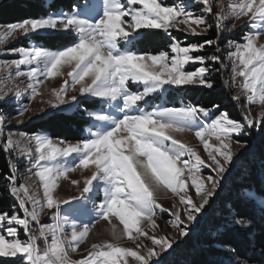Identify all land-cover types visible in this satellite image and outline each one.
I'll return each instance as SVG.
<instances>
[{
    "label": "snow or ice",
    "instance_id": "1",
    "mask_svg": "<svg viewBox=\"0 0 264 264\" xmlns=\"http://www.w3.org/2000/svg\"><path fill=\"white\" fill-rule=\"evenodd\" d=\"M241 19H246L241 27L250 31L239 41L227 39L222 45L224 33H233ZM0 28V43L9 37L31 39L47 33L71 38V43L55 50L23 45L0 50V56L15 57L0 60V152L8 157L2 187L15 201L9 209H0V258H11L5 264H166L165 254L199 224L234 160L248 148L245 137L264 129V43H258L264 35V0L227 4L183 0L171 5L164 0H102V4L86 0L73 4L71 11L26 17ZM141 29L162 30L171 38L167 50L156 54L134 50ZM172 30L182 31L185 40L173 36ZM213 32V38L199 43L186 39ZM229 68L232 86L242 78L243 101L237 94L230 97L241 107L240 119L220 111L219 104L165 106L163 99L152 104L169 89H213L215 74ZM58 76L63 77L60 87L45 89L49 98L41 100L40 107L32 110L24 104L15 108V115L8 112V106L22 98L31 102L43 97L45 80ZM24 78L27 84L21 88ZM223 83L228 86L229 80ZM81 98L106 105L109 111L82 107ZM45 104L53 109L63 106V111L82 108L91 121L87 135L70 142L19 131L21 118L30 111L45 114ZM13 120L16 128L9 126ZM185 132L192 133L198 144L173 135ZM201 145L204 155L198 151ZM21 158L26 161V175L18 166ZM90 165L94 167L83 177L82 188L80 181H72L79 196L65 198L56 192L60 179ZM94 189L102 190L98 203L85 195ZM168 192L175 201L171 207L160 202ZM81 198L91 204L92 219L87 222L78 218L89 212ZM246 199L264 209V194L251 191ZM73 212L77 215L69 214ZM44 214L52 223H41ZM164 214L170 216L166 227L172 231L160 234L156 219ZM100 220L111 225L110 238H100L73 259ZM232 223L252 227V220L244 216L233 215ZM21 231L25 239L20 238ZM237 264L251 262L238 258Z\"/></svg>",
    "mask_w": 264,
    "mask_h": 264
},
{
    "label": "trees",
    "instance_id": "2",
    "mask_svg": "<svg viewBox=\"0 0 264 264\" xmlns=\"http://www.w3.org/2000/svg\"><path fill=\"white\" fill-rule=\"evenodd\" d=\"M50 7L69 9L73 0H50ZM51 8H43L40 0H16L8 8L0 11V24H7L26 17L46 15ZM156 32L140 40L139 51L152 54L165 50L163 46L168 40L161 39ZM62 37V36H61ZM58 38V41L66 38ZM214 32L205 38H213ZM62 40H61V39ZM161 39V40H160ZM227 39L237 40L234 36L223 37L222 45ZM202 40V39H201ZM139 42V41H138ZM223 58L227 52L223 50ZM228 75L215 74L212 90L203 91L197 97V103L205 107L220 105V111H227L234 119H240V107L231 100L232 92L224 85ZM86 122L81 114L55 117L41 122L34 128L26 126L24 130L32 133L34 129L44 128L53 137L76 142L82 138L81 131ZM58 139V138H53ZM248 140V148L233 162L217 196L213 198L211 207L198 224L197 232L176 246L170 255L165 257L166 264H237L238 258L248 259L251 264H264L261 249H264V209L246 199L247 193L255 191L264 194V129L253 130ZM8 157L0 152V209H9L15 203L6 192H3V175L7 172ZM233 215L247 217L252 220L251 228H243L232 223ZM230 245L236 251L229 252L224 247ZM7 259H0L5 264Z\"/></svg>",
    "mask_w": 264,
    "mask_h": 264
},
{
    "label": "rangeland",
    "instance_id": "3",
    "mask_svg": "<svg viewBox=\"0 0 264 264\" xmlns=\"http://www.w3.org/2000/svg\"><path fill=\"white\" fill-rule=\"evenodd\" d=\"M16 0H0V11L5 8H8L11 4H13V2ZM40 2H42L43 4V8H51V10H47L46 11V15L51 13V12H59V11H71L73 4L76 3H84L86 2V0H73V3L71 4L69 9H64L61 7L58 8H53L50 7V4H52V2L50 0H40ZM87 2H92V0H87ZM164 2L166 4H173V3H182L183 0H164ZM229 2V0H222V3L227 4ZM97 4H102V0H96ZM237 23V28L233 33H224V37H229V36H234L235 38H238L237 41L240 40V37L250 31V29L245 26V27H241V25H245L246 24V19H241L239 21L236 22ZM0 25H5V24H0ZM183 28V25L181 26ZM140 31V36L138 37V39L135 41L133 47L134 50L139 51L138 47H139V43L140 40L143 39L146 36H150V34L152 32H156L160 36L161 39H166L168 40V42H165V44L163 46L166 47L165 50H167V45L170 43L171 38L168 37L162 30L159 29H141ZM172 34L173 36H175L177 39L179 40H185V36L184 33L182 31H175L172 30ZM3 35V29L0 28V36ZM62 36V37H61ZM66 38V40H61L62 41H58V38ZM205 37L201 36V37H194V36H187V42L188 43H199L201 42ZM160 39V40H161ZM202 39V40H201ZM139 41V42H138ZM71 43V38L70 37H66L63 34H58V33H47L43 36H39V37H33L31 39H26L21 37L20 39H13L12 37H9L8 40L6 42L0 43V50H4V49H11V48H17L21 45L25 46V47H44L47 49H52L55 50L57 48H62L64 46H66L67 44ZM258 43H264V35H261L259 37ZM209 52L211 51V49L208 50ZM15 57H13L12 55L8 54V55H3L0 56V60H4V59H13ZM226 62L227 61V56L225 57ZM194 66H186L187 70H193ZM228 71V75L227 77H225L227 80H229V85L227 86L228 89H230V91L232 92V94H237L241 96V101H243V92L242 90L239 88V83H240V79L239 78L236 82L235 86H232V82H231V73H230V68L227 69ZM3 73H0V75H2ZM25 82L23 84H20L21 88H24L27 84V80L26 78H24ZM63 81V77H55V78H50L45 80L44 85L41 86V91L44 92L43 97L41 96H37L34 100H32L31 102H29L27 100V98H22L21 101H19L18 103H15L14 105L8 106V112L11 115H15V108L20 107L24 104H28L29 108L32 110L37 109L38 107L41 106V100H47L49 98V92L46 91L45 89L50 90L53 87L59 88L61 83ZM19 82V81H18ZM2 86V85H0ZM167 87V86H166ZM206 90H212V89H207V88H202V87H191V86H186L184 89L182 90H176V89H169V91L167 93L164 94L163 97L157 98L155 100L152 101V104H159L161 102V100H165L167 103L165 106H179L181 103H192V104H198L203 106L201 103H197V97L199 94H202L203 91ZM71 94V93H70ZM82 101V107H87L90 110H94V111H99L101 109V107H103L104 111L107 112L109 111V109L107 108V106H101L98 103H94L91 100H84L83 98H81ZM239 105V104H238ZM43 107H45L47 109L45 114H41L40 116H36L33 115L32 112H28L25 114L24 117H22L21 119L24 120V123H22L21 125H19V131H24V128H26V126H29L30 129L34 128L36 125L40 124L41 122H45L46 120H49L52 117H55L56 115H62V116H69V115H79L81 114L84 121L86 122L83 126V129L81 131V136L84 137L87 135L86 133V129L90 126L91 121L89 120V118L84 114V112L81 109H77L74 111H63L62 108L63 106H61L60 108H50L48 107L46 104L43 105ZM209 107V106H208ZM240 107V105H239ZM254 112L258 111L259 108L258 106H252ZM241 110V107H240ZM241 113V111H240ZM218 114V113H217ZM31 116V119L29 120L28 117ZM10 127L16 128V123L15 120L12 121V124L9 125ZM29 133V132H27ZM32 133H44L46 135H48L50 138H60V137H53L49 132H47L44 128H37L34 129V131ZM173 135L175 136V138L177 139H181L183 142H186L190 145H197L198 141L196 140V138L194 137V135L192 133H188L185 132L183 134L181 133H173ZM55 140V139H53ZM64 140V139H63ZM71 142V140H70ZM210 142H214V141H210ZM198 151L201 152L202 155H204L203 150H202V145L198 148ZM68 160L71 162L72 161V157H68ZM25 164L26 161L24 159H20L18 160V166L21 170V174L22 175H26V173L24 172V168H25ZM94 167L90 165L89 169H83V170H77L76 172H69L68 173V178L67 179H60L58 181V187L56 189V192L61 196V197H72V196H79V191L77 188L76 184H73L72 181L73 180H78L80 181L79 187L82 188L83 187V177L86 175L90 174V169ZM35 171V170H34ZM229 172V171H228ZM207 174V170H205L204 175ZM228 174V173H227ZM227 176V175H226ZM225 176V178H226ZM37 185H39V180L38 178H33ZM225 179L223 180L222 184L224 183ZM31 183V182H30ZM96 183V182H94ZM194 192V189L192 190ZM39 194L42 195L43 194V189L40 188L39 189ZM85 195H89L91 196L93 199H95L97 201V203L102 199V190L101 189H94L92 193H88ZM171 193L168 192L167 197H163L161 199V203L165 206V207H171V205L175 202L174 200H172L171 198ZM15 202V201H14ZM81 205L89 210L88 215L87 216H79L78 218L87 222L89 220L92 219L91 216V204L84 201L83 198H81ZM65 211H68V206L65 205L64 206ZM45 213H47V209H45ZM70 215H77V213H69ZM170 219V216L168 214H164L162 217H159L156 219L157 224L160 226L159 227V232L160 234H164L165 232L170 233L172 231V229L170 228V226L166 227V221ZM201 221V219H200ZM113 222L116 223L118 225V227L120 229L123 228V225L119 224V221L116 220L115 218H113ZM41 223H52V221L50 220L49 216L44 214L41 215ZM200 223V222H199ZM142 227H144V224L142 223L141 225ZM110 228L111 225L108 223V221L106 220H100L98 223L95 224V227L92 229V232L89 233V236L85 239V241L81 244L80 249L77 250L76 253L72 254V258L73 259H79L80 258V252L83 248L90 247L92 243L97 242L100 238H110ZM197 228L198 225L193 226V230L192 232H190L188 237H193L196 232H197ZM149 231H151L150 229H148ZM99 233L100 235L97 236L96 234ZM186 237V238H188ZM21 239H25L26 237L23 235V232L21 231V235H20ZM185 238V239H186ZM184 239V240H185ZM49 240H51V237L49 236ZM141 240H143V238H141ZM183 241V240H182ZM180 241V243L182 242ZM41 247H43V241H39ZM123 243L125 244H131L130 241L125 240ZM179 243V244H180ZM179 244H174L172 249H169L168 253L165 254V257H170V255L172 254L174 248L176 246H178ZM164 257V258H165ZM0 259H11V258H0Z\"/></svg>",
    "mask_w": 264,
    "mask_h": 264
}]
</instances>
